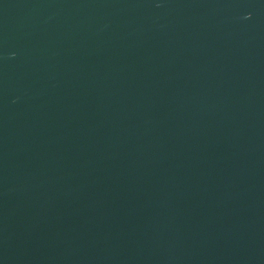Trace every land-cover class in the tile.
I'll return each instance as SVG.
<instances>
[{
	"label": "water",
	"instance_id": "water-1",
	"mask_svg": "<svg viewBox=\"0 0 264 264\" xmlns=\"http://www.w3.org/2000/svg\"><path fill=\"white\" fill-rule=\"evenodd\" d=\"M0 264H264V0H0Z\"/></svg>",
	"mask_w": 264,
	"mask_h": 264
}]
</instances>
